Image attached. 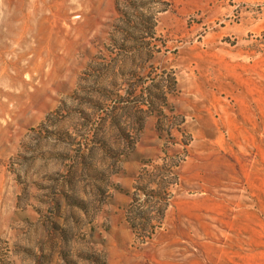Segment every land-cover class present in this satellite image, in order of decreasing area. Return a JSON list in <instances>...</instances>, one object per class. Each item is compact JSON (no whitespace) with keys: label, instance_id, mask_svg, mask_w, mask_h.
<instances>
[{"label":"rangeland","instance_id":"obj_1","mask_svg":"<svg viewBox=\"0 0 264 264\" xmlns=\"http://www.w3.org/2000/svg\"><path fill=\"white\" fill-rule=\"evenodd\" d=\"M164 1L0 0V264H264V0Z\"/></svg>","mask_w":264,"mask_h":264},{"label":"trees","instance_id":"obj_2","mask_svg":"<svg viewBox=\"0 0 264 264\" xmlns=\"http://www.w3.org/2000/svg\"><path fill=\"white\" fill-rule=\"evenodd\" d=\"M151 4V3H159V4H165L166 1L164 0H148V2L146 3V6H148L147 4ZM138 9H140V7H136ZM135 8V9H136ZM148 7L147 8H144V9H140L142 12H140V14L142 16H144V23H143V26H144V29L145 31L149 32V35L150 36H153L154 35V22H155V15L154 13L148 11Z\"/></svg>","mask_w":264,"mask_h":264}]
</instances>
